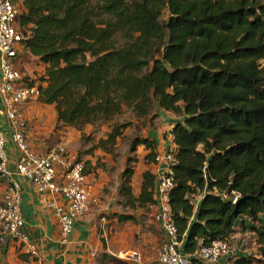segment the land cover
Returning <instances> with one entry per match:
<instances>
[{"label":"trees","instance_id":"16d2710c","mask_svg":"<svg viewBox=\"0 0 264 264\" xmlns=\"http://www.w3.org/2000/svg\"><path fill=\"white\" fill-rule=\"evenodd\" d=\"M21 10V53L43 73L25 80L39 88V102L54 106L57 122L110 125L95 149L112 157L130 127L117 117L172 113L180 120L168 150L176 156L169 204L183 253L215 241L232 247L233 236L250 229L255 253L232 264H264V0H23ZM140 147V185L137 157L118 187L119 202L133 211L156 203L158 142L138 136L131 152ZM78 159L95 183L91 158ZM237 197L250 199L235 216ZM96 261L128 264L107 252Z\"/></svg>","mask_w":264,"mask_h":264},{"label":"built area","instance_id":"2783aa9c","mask_svg":"<svg viewBox=\"0 0 264 264\" xmlns=\"http://www.w3.org/2000/svg\"><path fill=\"white\" fill-rule=\"evenodd\" d=\"M22 3L23 0H0V99L12 130L11 135H7L0 129V181L8 182L0 203V244H5L9 239L14 240L25 249L27 255L35 258L38 249L25 231L22 186L16 177L25 178L40 193L49 192L67 199L64 207L54 205L60 222V237L64 243L69 241L75 223L86 217L100 200L95 183L85 174L84 163L65 145H58L46 155L33 152L29 146L25 130V106L30 101H38L40 90L24 81L25 75L18 66L24 38L19 25ZM9 139L18 151L15 172L9 167ZM156 165L157 198L156 203L148 206L164 233L156 264H218L232 253V247L225 241H215L209 245L200 243L192 256L183 253V243L171 219L169 204L175 183L173 167L176 165V156L173 152L159 154ZM237 201L238 197L233 203Z\"/></svg>","mask_w":264,"mask_h":264},{"label":"crops","instance_id":"0c3cea01","mask_svg":"<svg viewBox=\"0 0 264 264\" xmlns=\"http://www.w3.org/2000/svg\"><path fill=\"white\" fill-rule=\"evenodd\" d=\"M24 58L25 56L22 54L18 60L19 68L22 69L25 77L29 76L31 80H37L43 73L38 69L32 70L30 67L31 65L25 61L23 62L25 65L21 66ZM36 71H38L39 74H35ZM46 111H49V113L53 111L57 122V113L54 106H48L39 101H30L25 106V114L27 117L26 133L28 135L31 150L37 154L46 155L58 145L64 144L68 150H71L69 147L71 140H63L56 135L53 127L56 122L53 123L50 119L45 118L44 114ZM155 115L156 118L154 120L153 118L148 120V127L145 129L142 136L157 140L158 153L164 154L168 152V150L175 148L171 131L172 127L179 122L180 119L175 118L172 113L163 110H158ZM166 120L171 122H165ZM152 122L156 123L158 129L152 127ZM0 129L7 135H11L12 133L10 122L6 116L1 99ZM166 132L167 135L164 136ZM8 141L7 149L10 157L9 167L12 172H15L18 151L10 139ZM140 148L142 149L143 159V155L146 152L144 147ZM143 165L145 170L147 167L144 163ZM144 170H142V172ZM153 172L155 175L157 174V166H153ZM102 174L107 178L104 172ZM16 179L20 181L22 186L21 198L22 211L25 219V231L31 243L38 249V255L35 258L30 257L25 253V249L18 242L9 239L5 244H0V264H34L35 262H39L40 264H98L96 261L98 255L106 252L107 249L103 241L104 236L101 235V228L104 226L103 221H105L103 218L101 220V211L99 210L101 200L99 199V204L95 205L93 210L85 218L75 223L69 241L64 243L60 237V222L56 216L54 205L64 207L67 205V199L62 195H54L49 192L40 193L37 188L25 178L16 177ZM89 179L92 180L93 175H89ZM107 180H109V178H107ZM141 180L142 179L135 180V187L136 184L137 187L140 185ZM95 185L99 196L101 181L98 180ZM7 187L8 182L0 181V203H2L4 199ZM114 196L118 198V188ZM155 198H157V196H155ZM157 227L163 240V230L159 225H157ZM246 232L248 231H239L233 236L232 241L240 240L242 237L246 236ZM248 235L253 237L251 232H249L247 236ZM21 254L25 255L24 257L26 260L21 259ZM111 255L118 257L113 253ZM246 255L247 254L239 250L238 244L237 247H234L232 242V253L222 258L218 264H232V259ZM147 257L149 258H145V264H156L157 257L155 261L152 256Z\"/></svg>","mask_w":264,"mask_h":264},{"label":"rangeland","instance_id":"374dc122","mask_svg":"<svg viewBox=\"0 0 264 264\" xmlns=\"http://www.w3.org/2000/svg\"><path fill=\"white\" fill-rule=\"evenodd\" d=\"M165 13V17H167L168 11H165ZM24 61L28 62L24 58L21 66L25 65L23 64ZM25 81L30 83L28 80ZM44 115L46 119H50L53 123L56 122L53 111L50 113L46 111ZM175 118L177 117L175 116ZM114 122L117 124H129L130 127L123 130V136L118 140L115 154L112 157L104 155L100 150L95 149L99 140L106 138L107 133L111 130L110 125H88L81 130H76L75 128L56 122L53 127L54 132L59 138L71 140V144L69 145L71 152L78 154V156L80 155L81 159L85 162L91 158V162L88 161L90 162L87 165L88 170L94 169L96 174L95 183L98 180L101 181V188L99 189L101 206L99 210L101 211V220L102 218L105 219L103 221L104 226L101 228V235L104 236L103 241L107 247L106 252L108 254H116L117 258L127 261L128 264H145V258H149L147 256H152L153 260H156L161 246L162 235L157 229L158 224L150 210L133 211L126 208L121 205L119 199L114 194L117 193V188L121 183L120 177L129 165L130 159L139 158L138 163L133 165L136 169L135 180L141 179L140 176L142 170H144L142 149L138 148V153L133 154L131 148L135 138L142 136L148 127V120L137 119L131 112L126 111L117 117ZM165 122L170 123L171 121L166 120ZM152 127L158 129V126L154 122H152ZM166 135L167 132L164 136ZM95 155H98V157H95ZM103 172L109 180L103 176ZM117 214L133 215L136 221L120 223L115 217ZM248 222L252 224V221L248 220ZM245 231H248L246 232V236L240 240L238 239V242L234 240L233 246L237 247L238 244L239 250L248 255L255 253L256 246L254 245L253 237L247 236L250 229L243 230V232ZM136 255L135 259L134 256Z\"/></svg>","mask_w":264,"mask_h":264},{"label":"water","instance_id":"95a60500","mask_svg":"<svg viewBox=\"0 0 264 264\" xmlns=\"http://www.w3.org/2000/svg\"><path fill=\"white\" fill-rule=\"evenodd\" d=\"M250 198L249 197H243L241 199H239L236 203V208H235V211H234V214L235 216H238V211H239V207L240 205H245L247 204V201L249 200Z\"/></svg>","mask_w":264,"mask_h":264}]
</instances>
